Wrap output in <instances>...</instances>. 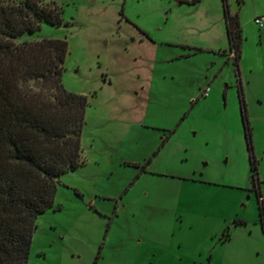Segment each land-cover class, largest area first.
I'll return each instance as SVG.
<instances>
[{"label":"rangeland","instance_id":"rangeland-1","mask_svg":"<svg viewBox=\"0 0 264 264\" xmlns=\"http://www.w3.org/2000/svg\"><path fill=\"white\" fill-rule=\"evenodd\" d=\"M54 1L61 23L16 39L67 40L82 162L58 176L27 264H264V0H226L237 64L223 0Z\"/></svg>","mask_w":264,"mask_h":264},{"label":"trees","instance_id":"trees-1","mask_svg":"<svg viewBox=\"0 0 264 264\" xmlns=\"http://www.w3.org/2000/svg\"><path fill=\"white\" fill-rule=\"evenodd\" d=\"M235 63L241 25L223 0ZM61 7L46 0H0V264H27L36 217L53 204L58 176L81 160L87 95L62 83L65 38L21 40L41 22L59 24ZM248 145L251 130L242 100ZM150 159L147 158L146 161ZM253 183L257 162L250 154Z\"/></svg>","mask_w":264,"mask_h":264},{"label":"crops","instance_id":"crops-1","mask_svg":"<svg viewBox=\"0 0 264 264\" xmlns=\"http://www.w3.org/2000/svg\"><path fill=\"white\" fill-rule=\"evenodd\" d=\"M220 48V47H219ZM226 52V49H223V53ZM207 94V93H206ZM264 229V228H263ZM226 234V233H225ZM227 238L230 237L229 233L226 234ZM203 254V253H202ZM208 258H207V263L208 264H226L227 263V258H223V256L221 255H216L215 251L212 250L211 253L207 254ZM206 258V257H204Z\"/></svg>","mask_w":264,"mask_h":264},{"label":"built area","instance_id":"built-area-1","mask_svg":"<svg viewBox=\"0 0 264 264\" xmlns=\"http://www.w3.org/2000/svg\"><path fill=\"white\" fill-rule=\"evenodd\" d=\"M253 19H254L255 23H257L259 26H264V12L255 14ZM208 89H209V86H206L203 89L202 93L206 94Z\"/></svg>","mask_w":264,"mask_h":264}]
</instances>
